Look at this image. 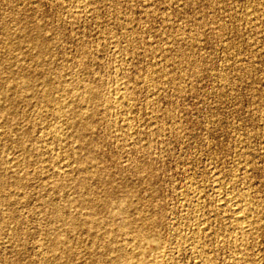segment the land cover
I'll return each mask as SVG.
<instances>
[{"label": "rangeland", "instance_id": "obj_1", "mask_svg": "<svg viewBox=\"0 0 264 264\" xmlns=\"http://www.w3.org/2000/svg\"><path fill=\"white\" fill-rule=\"evenodd\" d=\"M0 107V264H264V0H0Z\"/></svg>", "mask_w": 264, "mask_h": 264}, {"label": "bare ground", "instance_id": "obj_2", "mask_svg": "<svg viewBox=\"0 0 264 264\" xmlns=\"http://www.w3.org/2000/svg\"><path fill=\"white\" fill-rule=\"evenodd\" d=\"M82 2V1H81ZM84 8V7H83ZM77 11V10H76ZM75 13V12H74ZM87 13V12H86ZM74 15V14H73ZM77 15H80V14H77ZM76 19V18H75ZM30 37V36H29ZM35 37V36H34ZM30 39L31 38H29V42H31L30 41ZM34 39V38H33ZM35 46V45H34ZM38 46V45H37ZM61 76V75H60ZM58 83V82H57ZM61 84V83H60ZM17 85L19 86V83H17ZM53 85V84H52ZM76 85V84H75ZM75 85H74V88L73 89H75L76 90V88H75ZM11 87L13 88V86H12V84H11ZM34 87V86H33ZM20 88V87H19ZM19 88H18V90H19ZM27 88V87H26ZM77 88H78V86H77ZM91 88V87H90ZM14 89V88H13ZM22 89V88H21ZM28 90H30L29 88H27ZM26 89V90H27ZM36 90V88H33V90ZM48 89H50V88H48ZM69 89V90H68ZM78 89H80V88H78ZM78 89H77V91H78ZM83 89H85V88H83ZM14 90H16V89H14ZM64 90V89H63ZM65 90H68V91H70V87L69 88H67V89H65ZM75 90L73 91L74 93H75ZM96 90V89H95ZM95 90L94 91H91L90 89H87L86 91H84L85 92V94L84 95H82V97L80 96L79 97V94L81 95V93L80 92H78V97L82 100V103L84 102V103H90V101L91 100H94V99H99L100 98V95L101 94H97L96 92H95ZM23 91V90H22ZM21 91V92H22ZM44 92L46 91V89L45 90H43ZM18 92V91H17ZM16 92V93H17ZM36 92V91H35ZM35 92H33V93H35ZM37 92H38V89H37ZM37 92H36V94H37ZM40 92V91H39ZM49 92V91H48ZM72 92V93H73ZM42 93V92H41ZM67 93H70V92H67ZM73 93V94H74ZM100 93V92H99ZM20 94V93H19ZM32 94V93H31ZM46 94V93H45ZM22 95V94H21ZM20 95V96H21ZM41 95V94H40ZM65 95H66V93H65ZM76 95V94H75ZM75 95H74V98H77V96L75 97ZM19 96V95H18ZM17 96V98H20V97H18ZM23 96V95H22ZM42 99L44 98V94H42ZM52 96H53V93H52ZM51 95H50V93L48 94H46L45 95V98L47 99V100H51L52 101V99H53V97H52ZM68 96V95H67ZM14 97H16V96H14ZM55 97V96H54ZM62 97V96H61ZM102 97V96H101ZM22 98V97H21ZM70 98H71V96H70ZM79 98H78V100H79ZM121 98V97H120ZM123 98V97H122ZM57 99V98H56ZM56 99H54L57 103L58 102H63V100L61 101V99H60V101H57ZM73 99V98H72ZM103 99V97L102 98H100V100H102ZM44 100V99H43ZM76 100V99H75ZM75 100H74V103H75ZM77 100V101H78ZM15 101V100H14ZM67 101V100H66ZM76 101V102H77ZM126 101V100H125ZM49 102V101H48ZM54 102V101H53ZM68 102V101H67ZM71 102V101H70ZM72 102H73V100H72ZM72 102H71V104H72ZM96 102V101H95ZM104 102H107V99H106V97L104 98ZM122 102H123V100H122ZM60 103V104H61ZM89 103L87 104V105H89ZM93 103H94V101H93ZM98 103H99V100H98ZM101 103V102H100ZM152 103V102H151ZM69 104V103H68ZM71 104H69V105H71ZM76 104V103H75ZM75 104L74 105H72V106H75ZM81 105V103H79L78 102V105ZM91 104H92V102H91ZM97 104V103H96ZM104 104V103H103ZM125 104V103H124ZM147 104V103H146ZM65 105H66V103H65ZM86 105V106H87ZM95 105V104H94ZM105 105H107L106 103H105ZM109 105V104H108ZM113 105V104H112ZM123 105V104H122ZM126 105V104H125ZM125 105H123V106H125ZM61 106H63V103L61 104ZM84 106V105H83ZM86 106H84V107H86ZM100 105H98V107H99ZM58 107H59V103H58ZM57 107V108H58ZM91 106H88V108H90ZM120 107V106H119ZM119 107H118V109H119ZM1 108V107H0ZM60 108V107H59ZM64 108V111H67V110H65V108H66V106L65 107H63ZM75 108H78V107H75ZM87 108V107H86ZM93 108V107H92ZM92 108L91 109H88V110H91V111H93L94 112V108H93V110H92ZM107 108V107H106ZM114 108V107H113ZM124 108V107H123ZM62 109V108H61ZM67 109V108H66ZM82 109H83V107H82ZM108 109V108H107ZM7 110V109H6ZM63 110V109H62ZM61 110V111H62ZM70 111H71V107H70V109H69ZM73 110H74V107H73ZM73 110H72V113H74L75 112V110H74V112H73ZM87 110V109H86ZM85 110V111H86ZM100 110V109H99ZM104 110H105V108H104ZM121 110V109H120ZM1 111H3V109L1 110ZM57 111V110H56ZM55 111V112H56ZM78 111V110H77ZM79 111H81V108H80V110ZM78 111V112H79ZM83 111V113H84V109L82 110ZM82 111H81V113H82ZM96 111V110H95ZM116 111H117V109H116ZM9 112V111H8ZM55 112H53L52 111V113H54V116H57L58 114H56L55 115ZM63 112V111H62ZM99 112V111H98ZM104 112V111H103ZM64 113V112H63ZM76 113V112H75ZM86 113V112H85ZM84 113V114H85ZM95 113V112H94ZM94 113H92V114H94ZM105 113V112H104ZM2 114V113H1ZM61 114V112H59V115ZM96 114V113H95ZM66 115V114H65ZM7 117L6 118H9L10 116L9 115H6ZM63 116H64V114H63ZM79 117H81L80 115H78ZM78 116H77V118H78ZM88 116H89V114H88ZM93 116V115H92ZM3 117V116H2ZM60 117V116H59ZM75 117V116H74ZM74 117H72V118H74ZM82 117H84V119L86 118V116H83L82 115ZM81 117V118H82ZM90 117V116H89ZM42 118V117H41ZM60 118H62V115H61V117ZM66 118H68V116H66ZM70 118V117H69ZM72 118H70V120L72 119ZM76 118V121L78 120ZM80 118V119H81ZM75 119V118H74ZM84 119L82 120H80L81 121V123H82V121H84ZM88 119V121H90L89 120V118H87ZM128 119H130V117H128V118H126L125 119V122H126V120H128ZM63 120V119H62ZM118 120V119H117ZM123 120V119H122ZM66 121V120H65ZM72 121H73V123L75 124V121L72 119ZM87 121V122H88ZM121 121V120H120ZM64 122V121H63ZM71 122V121H70ZM86 122V120L84 121V123ZM83 123V128H87V127H89L90 128V126L91 125H89V123ZM111 122V121H110ZM3 123V122H2ZM1 123V124H2ZM66 122H64V124H65ZM68 123V122H67ZM73 123H71L72 125H73ZM80 122L79 121H77V124L79 125V126H77V127H81L80 126V124H79ZM109 123V122H108ZM64 124H62L63 126H64ZM71 124H68V125H71ZM91 124H92V122H91ZM111 124V123H110ZM110 124H108V125H110ZM128 124V123H127ZM9 125H10V122H9ZM31 125V124H30ZM47 125H49V124H47ZM76 125V124H75ZM105 125H107V124H105ZM3 126H6V124L5 125H3ZM17 126V125H16ZM59 126H60V124L58 125V126H56L57 128H59ZM74 126V125H73ZM128 126V125H127ZM11 127V126H10ZM33 127H34V125H33ZM49 127V126H48ZM51 127V126H50ZM55 127V126H54ZM53 126H52V129H55V130H57L58 131V129L55 127L54 128ZM65 127H67L66 125H65ZM69 127V126H68ZM92 127V126H91ZM110 127V126H109ZM1 128H2V126H1ZM0 128V129H1ZM22 128V127H21ZM44 128V127H43ZM64 128V127H63ZM69 128H71V126L69 127ZM73 128V127H72ZM8 129V128H7ZM48 128H46V130H44V129H41V131H46V133L48 134L50 131V134L52 133V130H47ZM50 129V128H49ZM60 129H62V128H60ZM65 129V128H64ZM68 129V128H67ZM74 129V128H73ZM72 129V130H73ZM82 129V128H81ZM130 129V128H129ZM27 130V129H26ZM31 130V129H30ZM75 130H76V126H75ZM4 131V130H3ZM62 131V132H61ZM68 130H66V132H67ZM88 131V130H87ZM126 131V130H125ZM5 132V131H4ZM60 133L58 134V135H55V137L57 138V141L56 142H62L64 139L66 140L67 139V135H66V132H63V130H60L59 131ZM74 132V131H73ZM84 133H85V131H83ZM89 132V131H88ZM88 132H86V133H88ZM1 133V132H0ZM3 133V132H2ZM7 133V132H6ZM54 133H56L55 131H54ZM58 133V132H57ZM68 133V132H67ZM70 133V132H69ZM69 133H68V135H69ZM76 133H77V131H76ZM80 133V132H79ZM82 133V132H81ZM81 133H80V135H81ZM86 133H85V135H86ZM50 134H48V135H50ZM75 134V133H74ZM51 135H53V134H51ZM71 135H73V133L71 132ZM76 135V134H75ZM83 135V134H82ZM81 135V136H82ZM130 135V134H129ZM70 136V135H69ZM87 136H88V134H87ZM89 136H90V134H89ZM105 136V135H104ZM42 137V136H41ZM55 137H53L54 139H56ZM76 137H78V136H76ZM76 137H74V138H76ZM83 137H84V135H83ZM83 137H82V140H83ZM92 137V136H91ZM70 138H71V136H70ZM98 138V137H97ZM103 138V137H102ZM105 138V137H104ZM69 139V138H68ZM91 139V138H90ZM16 140V139H15ZM46 140V139H45ZM74 140V139H73ZM72 140V141H73ZM87 140V139H86ZM92 140V139H91ZM91 140L89 141L90 143H91ZM95 140V139H94ZM104 140V139H103ZM119 140V139H118ZM17 141V140H16ZM48 141V140H47ZM55 141V140H54ZM68 141V140H67ZM71 141V140H70ZM70 141H68V142H70ZM78 141V140H77ZM80 141H81V137H80ZM97 141V140H96ZM34 142V141H33ZM37 142V141H36ZM83 142V141H82ZM89 142H87V143H89ZM100 142V141H99ZM105 142V141H104ZM72 143V142H71ZM74 143V142H73ZM83 143H85L86 144V142H83ZM90 143H89V145H90ZM96 143V142H95ZM101 144H102V142H100ZM33 144V143H32ZM65 144H66V142H65ZM92 144H93V146H94V143H93V141H92ZM34 145H35V143H34ZM97 145V144H96ZM95 145V146H96ZM65 146V145H64ZM43 149H48V145H45V146H41ZM60 147V146H59ZM80 147V146H79ZM78 147V148H79ZM82 147V149H83V147H84V149H85V146H81ZM88 146H86V148H87ZM89 147H91V145L89 146ZM101 147V146H100ZM33 148H35V147H33ZM32 148V149H33ZM38 148H39V145H38ZM38 148H36V149H38ZM75 148V147H74ZM96 148V147H95ZM103 148V147H102ZM31 149V148H30ZM40 149V148H39ZM87 149H90V148H87ZM41 150V149H40ZM77 150V149H76ZM39 151V150H38ZM73 151V150H72ZM72 151H70V152H72ZM102 151V150H101ZM32 152V151H31ZM69 152V151H68ZM36 153H38V152H35V155H36ZM42 153V152H41ZM46 153V151L44 152V154ZM43 154V153H42ZM23 155V154H22ZM40 154L38 153V155L37 156H39ZM68 155V154H67ZM70 156V155H69ZM71 156H73L72 154H71ZM91 155L89 154V157H90ZM81 157V156H80ZM78 158V159H80L81 160V158ZM86 158H87V154H86V156H85ZM93 157V156H92ZM21 158V157H20ZM35 158V157H34ZM42 158V157H41ZM66 158V157H65ZM70 158H72V160L74 161V156L73 157H70ZM94 158H92L91 160H93ZM18 160V159H17ZM90 160V159H89ZM89 160H88V163H89ZM52 161V160H51ZM55 161V160H54ZM83 161H85L86 162V159L85 160H83ZM45 162H46V160H45ZM75 162V161H74ZM5 163V162H4ZM66 163V162H65ZM79 163H82V161L81 162H79ZM22 164V163H21ZM47 164V163H46ZM51 164H53L52 162H51ZM84 164V163H83ZM34 165V164H33ZM40 165V164H39ZM54 165V164H53ZM61 165H62V163H61ZM86 165H87V163H86ZM86 165H82L83 167H82V171H84L83 170V168L84 167H87ZM55 166H56V164H55ZM67 166V165H66ZM68 166H69V164H68ZM12 167V166H11ZM44 166H42V168H43ZM57 167V166H56ZM79 167V166H78ZM148 167V166H147ZM250 167V166H249ZM38 168H40V167H38ZM37 168V169H38ZM36 169V168H35ZM68 170V169H67ZM80 170V171H81ZM98 170V169H97ZM121 170V169H120ZM138 170V169H137ZM40 171H41V169H40ZM48 171V170H47ZM86 171L88 172V169L86 168ZM99 171V170H98ZM58 172V171H57ZM79 172V171H78ZM77 172V173H78ZM3 173V172H2ZM5 173V172H4ZM18 173V172H17ZM52 173H54V172H52ZM65 173H68V171L66 172L65 171ZM89 173V172H88ZM91 173V172H90ZM89 173V174H90ZM92 173H93V171H92ZM116 174H117V172H116ZM82 175H83V172H82ZM99 175V174H98ZM233 175V174H232ZM1 176V175H0ZM54 176L56 177V175L54 174ZM62 177H63V175H61ZM60 176V177H61ZM65 176H67V175H65ZM74 176V175H73ZM89 175H87V177H88ZM216 176V175H215ZM231 176V175H230ZM86 177V176H85ZM86 177V178H87ZM90 177V176H89ZM103 177V176H102ZM79 178V177H78ZM78 178H76V181H77V179ZM83 178V177H82ZM98 178H99V176H98ZM104 178V177H103ZM102 178V179H103ZM65 179V178H64ZM143 179V178H142ZM3 180H5V179H3ZM17 180V179H16ZM81 180V179H80ZM85 180V179H84ZM84 180L82 179V181H79V183H78V186L80 185V186H85L86 184H84L83 185V183H84ZM87 180V179H86ZM89 180V179H88ZM217 180H219V179H217ZM73 181V180H72ZM71 181V182H72ZM95 181V180H94ZM105 181V180H104ZM0 182H1V180H0ZM4 182V181H3ZM63 182V181H62ZM66 182V181H65ZM109 182V180H107V182L106 183H108ZM215 182V181H214ZM56 183V182H55ZM67 183H68V181H67ZM6 184V183H5ZM73 184H75V180H74V182H73ZM76 184H77V182H76ZM75 184V185H76ZM90 185V184H89ZM216 185H217V183H216ZM78 186H75V188L77 187V189H78ZM88 186V185H87ZM67 187V186H66ZM86 187V186H85ZM84 187V188H85ZM110 187H112V186H110ZM1 188H2V186H1ZM6 188V187H5ZM84 188H82L83 190H84ZM89 188V187H88ZM217 188H218V186H217ZM14 189V188H13ZM86 189V188H85ZM113 189V188H112ZM111 189V190H112ZM116 189V188H115ZM115 189H113V191L115 192ZM122 189V188H121ZM52 190V189H51ZM87 190H89V189H87ZM86 190V191H87ZM91 190H92V188H91ZM105 191L104 192H106V189H104ZM117 190V189H116ZM6 191V190H5ZM107 191H109L108 190V188H107ZM112 191V192H113ZM215 191V190H214ZM84 192H85V190H84ZM123 192H124V190H123ZM221 192V191H220ZM228 192V191H227ZM1 193H2V190H1ZM3 193H4V190H3ZM116 193H118V192H116ZM132 193V192H131ZM136 193V192H135ZM218 193V192H217ZM216 193V194H217ZM234 193V192H233ZM86 194V193H85ZM104 194V193H103ZM102 194V195H103ZM110 194V193H109ZM127 194V193H126ZM219 194V193H218ZM221 194V193H220ZM219 194V195H220ZM226 194V193H225ZM229 194V193H228ZM107 195V194H106ZM117 195V194H116ZM136 195V194H135ZM224 195V194H223ZM236 195V194H235ZM242 195V194H241ZM114 196V195H113ZM112 196V197H113ZM218 196V195H217ZM216 196V197H217ZM5 197V196H4ZM77 198V197H76ZM84 199L86 198V196L85 197H83ZM100 199H102L101 197H99ZM103 198H104V196H103ZM121 198V197H120ZM123 198V197H122ZM124 198H127V197H124ZM1 199H2V197H1ZM10 199V198H9ZM81 199V198H80ZM89 199V198H88ZM105 199H106V197H105ZM109 199V198H108ZM107 199V200H108ZM114 199V198H113ZM117 199H118V196H117ZM214 199V198H213ZM229 200L230 201V197L228 196H226L225 195V197L224 196H221L220 198H218L217 200L215 199V201H216V203L214 204V205H218V206H220V202H222L223 200ZM48 200H50V199H48ZM104 200V199H103ZM106 200V201H107ZM110 200H112V199H110ZM119 200V203L121 202L120 201V199H118ZM208 200V199H207ZM206 200V201H207ZM58 201V200H57ZM72 201V200H71ZM91 201V200H90ZM93 201V200H92ZM96 201V200H95ZM102 201V200H101ZM105 201V200H104ZM130 201V200H129ZM247 201V200H246ZM69 202V201H68ZM80 202V204H84L85 206H87L88 207V209H90L91 211H93V210H95V209H97L96 207H95V205H94V203L93 202H88V200H87V202H86V200L84 201V202H81V201H79ZM109 202V200L107 201V203ZM125 202V201H124ZM131 202V201H130ZM224 202H226V201H224ZM237 202H239V201H237ZM241 202V201H240ZM249 202V201H248ZM49 203V202H48ZM51 203H53V202H51ZM99 203V202H98ZM112 203V202H111ZM261 203V202H260ZM6 204V203H5ZM96 204V203H95ZM124 204V203H123ZM131 204V203H130ZM202 204V203H201ZM237 204V203H236ZM54 205V204H53ZM79 205V204H78ZM83 205V206H84ZM97 205V207H98V204H96ZM99 205L101 206V203H99ZM109 205H111V204H109ZM119 205V204H118ZM125 205H126V202H125V204H124V207H125ZM212 205H213V203H212ZM250 205H251V203H250ZM55 206V205H54ZM66 206V205H65ZM100 206H99V209H100ZM108 206V205H107ZM133 206H135V204L133 203ZM152 206V205H151ZM217 206V207H218ZM224 206V205H223ZM249 206V205H248ZM79 207V206H78ZM106 207V204L104 205V206H102L101 207V210H103V211H101V212H103L104 213V209L103 208H105ZM112 207V206H111ZM201 207V206H200ZM217 207H216V209H217ZM239 207V206H238ZM242 207H245V206H242ZM257 207V206H256ZM8 207H6V209H7ZM62 208H64V207H62ZM205 208V207H204ZM220 208V207H219ZM246 208V207H245ZM56 209V208H55ZM99 209H97L98 211H99ZM112 209V208H111ZM126 209V208H125ZM208 209V208H207ZM209 209H211V208H209ZM215 209V208H214ZM18 210V209H17ZM61 210H63V209H61ZM67 210V209H66ZM127 210H128V208H127ZM212 210V209H211ZM60 211V210H59ZM106 212H107V209L105 210ZM113 211V210H112ZM144 211V210H143ZM205 211V210H204ZM216 211V210H215ZM57 212V211H56ZM69 212V211H68ZM97 212V211H96ZM101 212L100 213H98V214H101ZM105 212V213H106ZM149 212V211H148ZM214 212V211H213ZM230 212V211H229ZM245 212H247L246 210L243 212L241 209H238V208H232L231 209V214H230V216L228 215V217L229 218H231L233 221H235V225L233 226V225H231V226H233V229H235V231H238V232H240V233H245V232H247L248 231V229H249V227L250 226H252L251 224L253 223V221H252V219H251V217H250V215H249V212L248 213H245ZM50 213V212H49ZM80 213V212H79ZM104 213V214H105ZM117 213V212H116ZM145 213V212H144ZM206 213V212H205ZM208 213V212H207ZM212 213V212H211ZM38 214V213H37ZM66 214V213H65ZM104 214H102V215H104ZM108 214V213H107ZM109 214H110V212H109ZM108 214V215H109ZM151 214V213H150ZM218 214V213H217ZM226 214V213H225ZM253 214V213H252ZM57 215H58V213H57ZM56 215V216H57ZM61 216H62V213L60 214ZM60 215H59V217H60ZM64 215V214H63ZM68 215V214H67ZM78 215V214H77ZM80 215V214H79ZM95 215V214H94ZM108 215H107V217H108ZM159 215V214H158ZM52 216V215H51ZM55 216V217H56ZM90 216H91V214H90ZM90 216H89V218H90ZM105 216H106V214H105ZM154 216V215H153ZM64 217H66V216H64ZM92 217H94V216H92ZM111 217V216H110ZM128 217V216H127ZM53 218V217H52ZM61 218V217H60ZM60 218H59V220H60ZM124 218V217H123ZM122 217H121V220L123 219ZM146 218H147V216H146ZM150 218V217H149ZM63 219L64 218H62V221H63ZM93 219V218H92ZM104 219H106L105 217H104ZM133 219V218H132ZM159 219V218H158ZM57 220H58V218H57ZM124 220V219H123ZM147 220V219H146ZM162 220V219H161ZM224 220V219H223ZM15 221V220H14ZM21 221V220H20ZM93 221H94V219H93ZM92 221V222H93ZM257 220L255 219V222H256ZM51 222H52V220H51ZM124 222H125V220H124ZM148 222H150L149 224H151V222L152 221H149L148 220ZM89 223V222H88ZM131 223H132V221L131 220H127L125 223H124V225H123V227L121 228V230H123V229H129V228H131ZM134 223V222H133ZM233 223V222H232ZM51 224V223H50ZM70 224V223H69ZM135 224V223H134ZM154 224H155V222H154ZM166 224V223H165ZM201 224V223H200ZM14 225H16V224H14ZM63 225H64V223H63ZM72 225H74V224H72ZM204 225V224H203ZM201 226V225H200ZM258 226V225H257ZM59 227V226H58ZM70 227V226H69ZM259 227V226H258ZM60 228V227H59ZM58 228V229H59ZM72 228V227H71ZM141 227L139 226V229H140ZM147 228V227H146ZM257 228V227H256ZM6 229H8V228H6ZM11 229V228H10ZM120 229V228H119ZM132 229V228H131ZM138 229V230H139ZM181 229V228H180ZM201 229V228H200ZM212 229V228H211ZM9 230V229H8ZM116 230V229H115ZM115 230H111L112 232H114ZM118 230V229H117ZM144 230H145V228H144ZM143 230V231H144ZM172 230V229H171ZM174 230V229H173ZM172 230V231H173ZM15 231V230H14ZM63 231H64V229H63ZM132 231V230H131ZM207 231V230H206ZM134 232H136L137 233V231H134ZM142 232V231H141ZM67 233H69V232H67ZM108 233V232H107ZM158 233V232H157ZM131 234V233H130ZM142 234V233H141ZM140 234V235H141ZM181 234H183L182 232H181ZM116 235V234H115ZM138 235V234H137ZM154 235V234H153ZM167 235V234H166ZM252 235V234H251ZM14 236V235H13ZM17 236V235H16ZM67 236V235H66ZM65 236V237H66ZM191 236V235H190ZM210 236V235H209ZM214 236V235H213ZM248 236V235H247ZM117 237V236H116ZM180 237V236H179ZM194 237V236H193ZM241 237V236H240ZM246 237V236H245ZM55 238V237H54ZM142 238V237H141ZM148 238H149V236H148ZM181 238V237H180ZM68 239V238H67ZM137 239V238H136ZM150 239V238H149ZM172 239H173V237H172ZM138 240V239H137ZM140 240V239H139ZM143 240V243H144V241L146 240H144V239H142ZM160 240V239H159ZM203 240H204V238H203ZM178 241V240H177ZM180 241V240H179ZM139 242V241H138ZM138 242H136L135 240H133V243H138ZM141 242V241H140ZM140 242H139V244H140ZM155 242H157V241H155ZM110 243H112V242H110ZM109 242H107L106 243V246L108 245V246H110L111 244H110ZM131 243V242H130ZM163 243V242H162ZM165 243V242H164ZM177 243V242H176ZM60 244H61V242H60ZM110 244V245H109ZM178 244H179V242H178ZM38 245V244H37ZM133 245V244H132ZM161 245V244H160ZM201 248V247H200ZM110 249V248H109ZM156 250V249H155ZM40 251V250H39ZM88 251V250H87ZM128 251V250H127ZM40 253H41V251H40ZM91 253V252H90ZM154 253V259H153V263L151 262V261H148L149 263L148 264H161V263H164V262H167V255H168V253H166L165 252V250H162V249H157L155 252H153ZM78 254V253H77ZM152 257V256H151ZM120 259L121 258V260L122 261H124L126 264H144L140 259H138L137 257L135 258L134 256L133 257H130L127 253H120V254H117V257H115V259ZM144 258V257H143ZM145 259H146V257H145ZM145 259H142V260H145ZM242 259V258H241ZM234 260V259H233ZM237 260V259H236ZM239 260V259H238ZM117 261V260H116ZM206 261V260H205ZM205 261H204V263H205ZM235 261V260H234ZM115 262V261H114ZM117 262H119V261H117ZM171 262V261H170ZM121 263V262H120ZM198 263V262H197ZM203 263V261H201V262H199L198 264H204ZM207 263V262H206ZM209 263V262H208ZM232 263V262H231ZM165 264V263H164Z\"/></svg>", "mask_w": 264, "mask_h": 264}]
</instances>
